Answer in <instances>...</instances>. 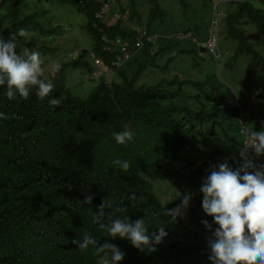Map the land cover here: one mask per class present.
<instances>
[{"label":"trees","instance_id":"16d2710c","mask_svg":"<svg viewBox=\"0 0 264 264\" xmlns=\"http://www.w3.org/2000/svg\"><path fill=\"white\" fill-rule=\"evenodd\" d=\"M29 1L0 0V34L6 37L7 33L5 39H8L10 33H16L21 27L29 31V35L16 37L17 52L26 43L35 44L40 41V36L33 31L34 14L24 10L25 15L17 16L22 12V6H27ZM57 1L70 4L78 14L85 15L88 19L85 28L91 32L94 31V14L104 4L110 7L127 6L130 18H136L148 32L159 29V22L155 23L158 19L154 16L155 11L144 15L136 9L139 0ZM196 1L187 0L184 11L191 10ZM149 2L154 9L158 5V0ZM253 7L242 4L230 12L226 18L228 30L241 35L244 24L264 19V10ZM100 25L108 38L118 35L130 38L136 35L131 29H120L119 24ZM104 40H99L101 49L106 43ZM243 48L246 51L247 46ZM151 49H146L145 53L143 51L135 57V62L130 61L118 70L121 80L106 82L102 79L85 98L71 94L59 78L51 80L54 87L43 98L35 94V86H32L28 97L17 95L9 99L0 86V184L6 187V191L11 187L25 190L37 215L44 214L50 192L51 208L46 214L44 230L56 243L43 250L39 259L20 232V220L11 222V211H15L16 207L10 206V202L2 204V200L0 251L4 246L29 264H97L91 247L79 250L71 240L74 237L79 239L84 232L94 237L98 244L110 240L103 238L106 230L100 229L98 222H93L97 206L103 200H107L111 207L105 205L99 221L107 223L109 214L120 216L123 213L121 208L128 204L134 206L132 217L140 218L159 196L153 184L155 181H165L183 188L193 161L188 160L184 167H176L175 161L180 152L183 151L187 157L193 155L197 147L205 154H215V145H233L237 136L220 134L224 120H214L221 111L228 109L224 104L226 102L222 101L231 98L232 92L221 87L219 80L210 74L209 78L215 83L213 90L219 92V97L214 99L213 105L210 100L209 103L200 101L199 93L193 94L189 88L184 87L185 83L192 81L191 70L184 72L186 80L181 81V86L173 91L165 89L163 83H140L139 75L144 72L148 76L154 74L151 69L162 63L165 51L159 49L152 55ZM104 62L109 63L106 58ZM77 65L78 62L70 64L72 67ZM127 70L133 71L130 77L126 75ZM252 80L263 87L259 97L255 95V90H251ZM244 84L240 92L242 101L246 103L255 95L261 103L255 101L254 105H259L260 111L251 110L249 114L250 126L257 129L264 115V67L260 70L255 67L251 69ZM179 97H183V100L179 101ZM49 98L60 99V104H50ZM250 105H253V100ZM156 123L163 125V130H156ZM124 129L134 133L132 140L125 144L115 143L111 133ZM244 138L243 135L239 138V151L243 147ZM117 158L127 159L129 168L121 170L114 164ZM236 158L240 161V156ZM189 178L196 181L194 173ZM63 180L69 181L72 190L78 195L92 196L89 206L83 208L76 226L68 229L67 233L50 220L63 206L58 195V185ZM167 189L171 190V187ZM130 194H134V200L129 199ZM180 203L179 200L173 201L170 206L176 208ZM181 211L180 208L175 220L166 219L161 223L167 235L155 246L154 251L138 250L125 238L115 241L114 244L124 252L123 264H209L206 254L208 232L201 224V215L190 207L182 211L185 214L183 217L179 216ZM88 259L92 260L88 262ZM0 264L14 262L0 258Z\"/></svg>","mask_w":264,"mask_h":264},{"label":"clouds","instance_id":"9594fccd","mask_svg":"<svg viewBox=\"0 0 264 264\" xmlns=\"http://www.w3.org/2000/svg\"><path fill=\"white\" fill-rule=\"evenodd\" d=\"M164 1L158 0L155 9L149 0H139V5L136 6L138 11H141L142 8L149 10L148 15L153 11L156 12L154 16L158 19L155 23L159 22V29L149 32L136 21V18H130V9L127 6L110 7L104 4L94 14V31L91 32L88 28L82 27L94 38L91 47L73 53L72 58L60 63L61 65H53V72L49 70L46 75L42 73L44 72V65L49 59L42 61L40 55L45 57L47 54H53L56 51V46L42 45L44 38L39 35L41 43H26L23 45V49L17 52L15 50L16 37L22 38L25 34L29 35V31L20 26L21 28L17 29L16 33L9 34L8 39L0 34V86L3 87V94L9 99L17 95L26 98L30 88L35 86V94L43 98L54 87L51 80L54 81L55 78H59L64 82L63 69L75 62H78V65L73 68H79V65L84 63L83 54L87 53L92 65H87L88 74L84 80L80 78L77 88L78 91L85 94L89 90L91 80L99 79L97 83L102 79L106 82L121 80L117 73L118 70L124 68L130 61L135 62V57H138L143 51L145 53L148 48H152V55L159 49L165 51L162 63L151 70L154 74L174 70L170 72L167 83L175 90L176 87L168 79L177 77L181 78V81L186 80L184 72L197 67L194 55H203L209 51L213 56V73H206L204 70V77L209 78L210 74L214 75L223 87L232 92L231 98L222 101L226 102L224 104L226 107L228 106L230 111L224 109L214 120H224V127L220 134L235 135L237 138L243 135L245 137L243 147L239 151L238 148L233 149L229 147V144H226L222 145L223 148L214 149L213 152H217L215 154H205L195 147L193 155L187 157L183 151L180 152L175 161L176 167H184L188 160L193 161L192 170L187 174L183 188L173 185V188L168 190V186H166L165 190L171 192V196L168 200H164L158 185L161 183L170 184L165 181H155L153 184L157 188L159 196L151 204L148 212H144L145 214L137 219H134L131 213L134 206L130 207L128 204V206L121 208L123 213L120 216L109 214L107 223L99 221V216L103 214L105 205L111 207L107 200H103L97 206L98 211L93 216V222H98L99 228L106 230L103 238L105 240L110 238V240L98 244L94 237L90 236L88 232H84L79 239L74 237L71 243L79 250L91 247L93 249L92 255L96 257L97 264H123L124 252L114 244L115 241L125 238L138 250L154 251L155 246L167 235L161 223L166 219L175 220L180 208L185 212V209L190 207L198 215H201V224L208 232L206 254L209 264H264V115H262L260 127L257 129L250 126L249 121L251 110L260 111L259 105H254V102L261 104L256 100L255 95L259 97L263 93V87L258 86L252 80L251 90H255L254 97H250L244 103L240 95L250 70L254 67L257 70L264 67V42L260 45L248 33V28L253 27L263 37L264 41V34L262 33L264 19H256L244 24L241 35L229 31L226 24L228 14L235 11L240 5L249 4L264 10V0H259L261 6L255 5L254 0L196 1L190 10V19H194L200 5H209L212 11L208 36L204 40L195 36L191 26L179 28L173 25L167 19V14L162 7ZM186 2L187 0H180L183 7ZM25 14L24 12L23 15ZM9 15V20H11L10 10ZM100 23H105L107 26L119 24L120 29L124 27L128 30L131 29L136 35L130 38H123L120 35L108 38V34L105 33ZM193 27L198 28V25ZM5 35L7 37L8 34L5 33ZM255 36L256 34H254ZM220 37L232 43L231 48H226L228 51L226 55L220 49ZM103 39L106 43L101 49L99 40L102 41ZM188 40H192L196 46L186 43ZM169 44L170 46L166 48ZM244 46H247L246 51L243 50ZM107 52L109 53L108 56L105 55ZM179 55L185 58L181 67H177L174 63V59ZM104 58L109 63H105ZM240 58L244 59L243 65L248 63V60L249 63L244 75L235 79L234 68ZM223 70H226L227 73L224 74ZM115 73H117L116 78L113 77ZM221 74L225 79L220 81ZM126 75L127 77L131 76L127 72ZM198 76L200 75L191 74L192 81L184 84V87L189 88L192 93H199L204 84V82L197 80ZM142 77H148V75L144 74ZM46 78L48 80H45ZM152 83L158 84V82ZM240 84L242 85L238 90L232 86ZM66 89L71 94L78 95L68 87ZM165 89L168 88L165 87ZM199 95L200 101L209 103L210 100L213 105L214 99L219 97V92L213 90L206 92L204 96L200 93ZM252 100L253 105H250ZM48 102L52 105H58L60 99L49 98ZM191 102L193 103V101ZM156 130H163V125L156 123ZM239 132L241 135H238ZM111 135L115 143L125 144L132 140L134 133L124 129L113 132ZM239 156L240 161L239 158H236ZM261 156L263 160L257 163L256 158ZM114 164L119 166L121 170L129 168L127 159L117 158L114 160ZM191 173L195 174L196 181L190 180ZM58 195L63 206L50 220L67 233L68 229L76 226L83 208L89 206L92 196L82 197L78 195L72 190L70 182L67 180H63L58 185ZM129 199L134 200V194H130ZM2 200V204H9L10 202V206L16 207L15 211H11V222L20 220L22 224L20 232L26 237L27 242L40 259L43 250L56 244L49 233L44 230L47 222L46 214L51 208L50 192L49 202L43 215H37L34 212L25 190L20 191L11 187L9 191H6V187H2L0 184V201ZM177 200L181 201L180 205L172 208L170 204ZM182 211L179 216L183 217L185 214ZM101 239L102 236L99 240ZM0 258L12 260L14 264H29L20 255L9 252L4 246L0 251ZM91 260L88 259V262Z\"/></svg>","mask_w":264,"mask_h":264},{"label":"rangeland","instance_id":"374dc122","mask_svg":"<svg viewBox=\"0 0 264 264\" xmlns=\"http://www.w3.org/2000/svg\"><path fill=\"white\" fill-rule=\"evenodd\" d=\"M254 4L257 6H261L259 0H254ZM162 7L167 14V19L173 25L178 26L179 28L191 26L195 36H198L201 40H204L208 36L209 21L212 13L209 5H200L194 19L189 18L190 10L186 9V11H184L183 6L180 4V0H165L162 4ZM24 10H26L27 13L34 14L33 27L35 28V30L33 31L35 32V34L41 35L42 38H44V41H42V45L48 47H57L56 51L53 54H47V56L45 57L43 55H40L42 61L49 59V61L44 65V72L42 73L43 75H46L49 70L53 72V65H61L60 63L70 60L73 53L81 52L84 48H90L92 43L94 42V38L92 37V35L82 28L87 26L88 19L85 15L78 14L75 7L70 4L58 2L57 0H30L27 6H22V12L20 13V15L24 14ZM141 11L144 13V15H148L149 13V10L147 11L144 8H142ZM0 12H2V10ZM195 25H198V28H194L193 26ZM248 33L260 45L264 42L263 37L253 27L248 28ZM254 34H256L255 37ZM39 43H41V41H39ZM186 43L192 46H196V44L192 40H188L186 41ZM219 44L221 51L225 55L228 52L226 51V48L232 47V43L228 40L223 39L222 37H220ZM212 57L213 56L209 51H206L203 55H194L197 67L191 69V71L194 75H200L198 76V81L204 82L199 92L202 96H204L206 92L213 91L215 85L212 79L204 77V70H208L210 71L209 73H213ZM83 60L84 63L80 65L79 68L75 69L72 66H67L63 69V81L65 83V86L71 89L73 93L81 95L82 97H86L91 93L93 87L99 81V79L90 81L89 90L85 94H82V92L78 91L77 88L80 78L82 80L85 79V76L88 74L87 65H92V61L87 53L83 54ZM184 60L185 58H182L179 55L174 59V63L177 67H181L184 63ZM243 61L244 59L240 58L234 68L235 79L242 77L247 70L249 60L248 63L244 65ZM172 71L174 70L150 74L148 77H142V75L147 73L144 72L143 74L139 75V82H144L146 84H150L152 82H163L166 88H168L170 91H173V87L167 83V78H170L169 74ZM126 72L128 75H131L133 73V71L130 70H127ZM223 73L226 74L227 71L223 70ZM221 75L222 76L219 78L220 81L221 79H225L223 74ZM116 76L117 73H115L113 77L116 78ZM168 81H170L171 84H173L177 88H179L182 83L181 78L177 77L168 79ZM237 84H239V81H237ZM241 85L242 84L232 86L234 87V89L238 90ZM178 99L179 101H182L183 97H179ZM193 101L195 100L193 99ZM238 135H241V133L239 132ZM238 143L239 138H236L233 141V145H230L229 147L237 149ZM214 148L220 149L223 148V146L215 145ZM261 160H263L262 156L256 158L257 163H259ZM166 186L171 187V189L173 188L172 184L167 185L166 183H161L158 185V189L162 191L161 196L164 200H168L171 196V192L165 190ZM156 193L159 195L157 188Z\"/></svg>","mask_w":264,"mask_h":264}]
</instances>
